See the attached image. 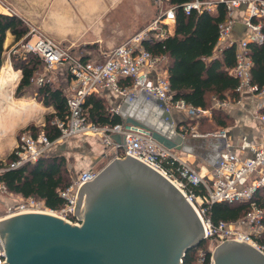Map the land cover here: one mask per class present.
I'll return each instance as SVG.
<instances>
[{
	"label": "built area",
	"instance_id": "1",
	"mask_svg": "<svg viewBox=\"0 0 264 264\" xmlns=\"http://www.w3.org/2000/svg\"><path fill=\"white\" fill-rule=\"evenodd\" d=\"M156 2L161 6L165 0H156ZM219 2L225 3L229 10V20L220 26V43L230 38L236 22L237 10L243 11L244 23L249 33L238 43L236 65L231 70V74L239 80L238 92L248 91L258 97L256 116L264 134V88L252 82L253 61L248 52L250 43H262L264 40L262 32L264 22L253 23V18H264V0H217L216 2L195 0L185 4L184 10L187 14L192 9L213 10ZM4 9L8 14L16 15L8 7ZM165 22H175V7H169L148 28L111 50L103 61L98 62L83 61L42 35L33 45H24L26 52H32L41 58L46 70L54 69L61 64L67 65V71L73 81L72 91L67 100L70 113L66 122L60 120L53 122L61 132L56 141L50 140L43 128L36 134L28 131L22 133L13 150L16 159L0 166V176L8 169H17L28 163H35L51 154L57 141L76 136L100 137L105 148L114 153L112 160L123 159L129 154L169 179L198 214L204 227L205 239H213L219 245L226 241H241L264 254V245L256 239L263 228L264 210L254 198L257 190L264 187V139L260 144H254L244 137L241 150L250 152L251 156L243 157L230 150V142L224 131L213 134L216 138V154L210 160L209 174L204 175L185 162L174 150L166 148L141 128L125 123L100 126L87 120L84 108L86 97L89 94L99 93L104 88L111 89L130 102L138 98H143L147 102L161 101L168 112L174 109L186 111L192 118L204 116L209 112L194 108L184 100H174L167 72L159 68L163 58L153 55L143 46V42L150 39L152 32H158L160 37L167 35L168 30L161 27ZM32 32L34 31L29 34ZM126 79L132 81L130 86L121 84ZM44 81L43 76L36 79L38 85L43 84ZM116 134L125 137L123 144L114 141L113 135ZM103 168L92 167L80 172L70 186L60 192V196L65 200V206L61 210L49 209L42 200L29 197L21 200L16 206L17 213L12 216L23 213H46L63 219H71V216H74L79 221L74 215L79 189L84 182L92 181L99 175ZM5 192L7 189L0 181V198ZM223 202L248 204L249 210L237 221L214 223L207 215L208 209L215 203ZM5 262V253L0 251V264Z\"/></svg>",
	"mask_w": 264,
	"mask_h": 264
},
{
	"label": "water",
	"instance_id": "2",
	"mask_svg": "<svg viewBox=\"0 0 264 264\" xmlns=\"http://www.w3.org/2000/svg\"><path fill=\"white\" fill-rule=\"evenodd\" d=\"M156 122L134 118L168 149L180 150L171 113L157 101ZM159 123V125H156ZM123 144L125 137L113 135ZM74 215L81 224L46 213L0 220L3 264H183L187 252L205 240L203 224L184 195L165 176L131 156L116 158L79 189ZM211 264H264V254L241 241H226Z\"/></svg>",
	"mask_w": 264,
	"mask_h": 264
},
{
	"label": "trees",
	"instance_id": "3",
	"mask_svg": "<svg viewBox=\"0 0 264 264\" xmlns=\"http://www.w3.org/2000/svg\"><path fill=\"white\" fill-rule=\"evenodd\" d=\"M194 1L165 0L169 7H175V33L172 34L167 24L162 23L161 27L168 30L167 35L160 37L158 32H152L150 39L143 42V46L153 55L164 59L174 100H184L194 108L207 110L212 109L213 98L223 101L227 94L232 98L239 95V80L231 74L236 65L238 43L225 44L221 48L218 46L220 26L229 20V10L225 3H217L213 10L192 9L187 14L184 10L185 4ZM259 22H264V18H253V23ZM262 32L264 34V26ZM8 33L14 36L15 42H19L28 35L29 27L19 16L0 13V71L7 60L8 49L5 48V41ZM248 52L253 61L252 82L264 88V40L262 43H250ZM10 60L14 70H20L22 73L15 90V98H33L44 107L52 108L53 111L45 116L43 129L50 140H57L61 132L53 122L67 121L70 113L68 95L60 86L49 80H45L41 85L36 83L38 73L44 67L38 55L15 49L10 54ZM81 60L98 62L104 59L92 60L90 56L85 55L81 56ZM121 84L130 86L132 81L126 79ZM84 108L87 120L97 125L114 126L123 122L119 114L112 111L104 98L97 93L86 97ZM212 112L217 125L226 127L230 123L229 116L221 110L212 109ZM203 120L204 118L194 117L185 124L191 127ZM38 130L39 128L34 126L26 129L32 134H36ZM15 159L16 156L12 152L4 162L0 160V166ZM0 181L8 193L22 198L34 197L42 200L49 209L61 210L65 206V200L60 196V192L70 186L72 179L66 158L51 153L35 163L4 171ZM254 198L264 210V187L257 190ZM248 210V204L223 202L211 205L207 215L214 223H230L244 217ZM71 220L77 221L74 216H71ZM262 224L263 228L256 239L264 245V219ZM206 242L205 239L190 249L183 264H197L195 254ZM202 260L198 264H211V252L206 251Z\"/></svg>",
	"mask_w": 264,
	"mask_h": 264
},
{
	"label": "rangeland",
	"instance_id": "4",
	"mask_svg": "<svg viewBox=\"0 0 264 264\" xmlns=\"http://www.w3.org/2000/svg\"><path fill=\"white\" fill-rule=\"evenodd\" d=\"M81 1L82 0H0V13L8 14L4 8H10L16 16L21 17L25 21L29 27V32L32 30L34 31L31 34L28 33L29 35L24 38L26 39L25 41L23 39L12 48H8L7 60L4 66L10 65L12 67L10 60L12 51L16 49L17 51L26 52L24 45H33L41 35L63 49L70 51L78 58L87 55L90 56L92 60L104 59L106 54L111 50L123 44L135 34L148 28L154 20L164 14L169 8L166 2L160 6L157 4L156 0H97L99 6L97 5L96 11L92 14L90 9L86 10L88 7L82 4L83 2ZM209 1L216 2L217 0ZM236 13L241 14L243 11L237 10ZM240 14H238L237 18H240ZM94 21H96V23ZM165 24H167L169 28L172 26L171 24L168 25L169 22H165ZM57 68L64 69V71L67 72L66 64H61L51 70H46L45 67H43L38 73L37 78L43 76L45 80H55L54 76L58 75L56 73L58 70ZM21 76L22 73L20 72V79ZM20 79L13 90L12 97L14 101H34L38 104L39 108L32 110L27 117V121L20 125V127H16L12 130L10 129L14 136H17V140L19 136L26 132V129L31 126L39 129L43 128L45 116L49 112L42 104L33 98H15V90ZM53 84L58 86L59 83ZM6 113L7 111H5V114ZM202 116L203 115L198 116L197 118H201ZM9 121L10 118L7 122L9 123ZM194 125H192V127ZM192 127L190 130L193 129ZM197 130L198 133L203 134L211 131L212 125H208V123L206 124V122H204ZM60 142L63 143V141H59V143ZM191 143L199 146L198 142L191 141ZM200 151L199 153H201ZM59 153L60 152H58V154ZM104 166H106L105 163H99L95 167L96 169H101ZM70 175L73 180V175L71 173ZM0 199L1 220L16 214V206L24 198L5 192L1 194ZM64 220L72 224H81L80 221L74 222L70 218H65ZM206 240V244L195 254L197 264L202 261L206 251L211 252L212 258V253L219 245L218 242L213 239Z\"/></svg>",
	"mask_w": 264,
	"mask_h": 264
},
{
	"label": "crops",
	"instance_id": "5",
	"mask_svg": "<svg viewBox=\"0 0 264 264\" xmlns=\"http://www.w3.org/2000/svg\"><path fill=\"white\" fill-rule=\"evenodd\" d=\"M238 14L240 13H235L236 22L232 28L230 38L224 41L223 45L233 42L239 43L240 40L245 38L249 33L244 23L243 13L239 15L240 18H237ZM170 24L172 25L170 26V30L173 34L175 33V22H169L168 25ZM16 44H18V42H15L14 36L8 33L5 41V48H12ZM218 46L221 48L222 43L219 42ZM164 62L163 59L162 64L159 66L160 70H166ZM57 69L56 73L58 75L54 76L55 80H48L56 84L58 82V86L69 96L73 87L72 78L68 71ZM97 94L104 98L106 104L112 111L114 110V112L119 114L122 118V123H126L128 118H134L145 124H149L150 122H156L155 120L158 119L157 116L161 114L156 107V101L147 102L143 98H138L136 101L130 102L114 93L109 88H104ZM258 105V97L248 91L239 92L236 98H232L227 94V98L223 101L213 98L212 109H219L229 116L230 123L226 127L217 125L213 119L212 109L210 108L207 109L209 112L201 117L204 118L203 122H197L195 123L196 125L193 124L194 126H191L193 128L192 130H190V125L188 126L185 124L192 117H190L186 111L172 110L170 113L173 127L177 133L173 135V139L176 143L181 145L180 150H173L185 162L201 171L202 174L208 175L210 172V160L216 154V138L213 134L224 131L230 142V150L243 157H250V152L242 151L240 146L244 137L254 144H260L264 139L261 124L256 116ZM45 109L49 112L53 111L52 108L45 107ZM204 122H206V124L208 123V125H212V130L203 134L198 133L197 129ZM9 130L10 129L6 127L3 128L0 133V160L3 162L12 153L17 144V136H14L13 132ZM62 141L63 143H59V141L55 142L52 152H56V155L60 152L58 155H63L66 158L68 170L73 175V178L79 174L78 172L95 167L99 163H105L106 165L112 160L114 155L112 151L105 148L100 137L76 136ZM191 141L198 142L199 146L193 145ZM199 151L201 153H199Z\"/></svg>",
	"mask_w": 264,
	"mask_h": 264
},
{
	"label": "bare ground",
	"instance_id": "6",
	"mask_svg": "<svg viewBox=\"0 0 264 264\" xmlns=\"http://www.w3.org/2000/svg\"><path fill=\"white\" fill-rule=\"evenodd\" d=\"M81 2H83L82 4L88 7L86 10L90 9L92 14H94L96 11L97 5L99 6L97 0H82ZM94 22L96 23V21ZM19 79L20 71L14 70L10 65H5L2 67L0 72V133L1 130L6 127L11 130L15 129L16 127H20V125L27 121L29 113L32 110L39 108L38 104L34 101H14L12 94ZM5 111H7L6 114ZM9 118L10 121L8 123L7 120ZM156 125H158V123H156Z\"/></svg>",
	"mask_w": 264,
	"mask_h": 264
}]
</instances>
